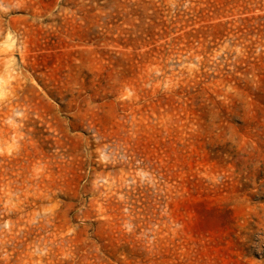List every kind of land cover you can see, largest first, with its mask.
Here are the masks:
<instances>
[{"label": "rangeland", "instance_id": "1", "mask_svg": "<svg viewBox=\"0 0 264 264\" xmlns=\"http://www.w3.org/2000/svg\"><path fill=\"white\" fill-rule=\"evenodd\" d=\"M0 264H264V0H0Z\"/></svg>", "mask_w": 264, "mask_h": 264}]
</instances>
